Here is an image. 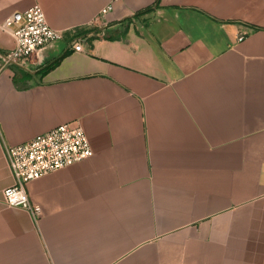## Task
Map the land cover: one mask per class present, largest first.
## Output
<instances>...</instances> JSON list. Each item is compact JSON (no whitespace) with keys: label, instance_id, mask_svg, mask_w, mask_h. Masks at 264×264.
Wrapping results in <instances>:
<instances>
[{"label":"crops","instance_id":"obj_1","mask_svg":"<svg viewBox=\"0 0 264 264\" xmlns=\"http://www.w3.org/2000/svg\"><path fill=\"white\" fill-rule=\"evenodd\" d=\"M35 3L64 38L4 65ZM64 123L93 155L27 183L35 220L5 146ZM0 264H264V0H0Z\"/></svg>","mask_w":264,"mask_h":264},{"label":"built area","instance_id":"obj_2","mask_svg":"<svg viewBox=\"0 0 264 264\" xmlns=\"http://www.w3.org/2000/svg\"><path fill=\"white\" fill-rule=\"evenodd\" d=\"M107 12L108 7L103 9L99 18ZM1 28L9 32L16 42L14 49L1 54L4 65L26 66L37 51L63 39L65 35L62 30L49 25L39 3L12 13ZM243 38L241 35L239 40ZM72 48L82 51L83 42L75 41ZM5 154L14 178L13 185L4 190L5 203L27 210L37 220L41 207L30 200L27 183L92 156L93 149L81 125L64 123L27 142L6 145Z\"/></svg>","mask_w":264,"mask_h":264}]
</instances>
